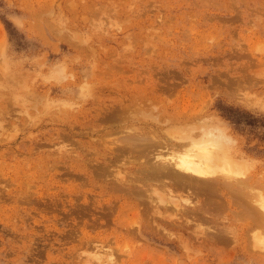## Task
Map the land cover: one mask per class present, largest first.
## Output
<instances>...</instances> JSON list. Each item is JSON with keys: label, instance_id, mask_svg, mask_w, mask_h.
Here are the masks:
<instances>
[{"label": "rangeland", "instance_id": "1", "mask_svg": "<svg viewBox=\"0 0 264 264\" xmlns=\"http://www.w3.org/2000/svg\"><path fill=\"white\" fill-rule=\"evenodd\" d=\"M130 98L124 130L91 121ZM263 104L264 0H0V264H264V215L237 196L179 190L176 208L144 156L109 160L130 133L166 155L209 124L264 198Z\"/></svg>", "mask_w": 264, "mask_h": 264}, {"label": "bare ground", "instance_id": "2", "mask_svg": "<svg viewBox=\"0 0 264 264\" xmlns=\"http://www.w3.org/2000/svg\"><path fill=\"white\" fill-rule=\"evenodd\" d=\"M119 63V62H118ZM112 66V65H111ZM109 67V66H108ZM107 68V67H106ZM117 68V67H116ZM121 69V68H120ZM123 69V68H122ZM121 69V70H122ZM103 71V70H102ZM109 71V70H108ZM124 71V70H123ZM105 72V71H103ZM109 76V75H108ZM142 80V79H141ZM148 81V80H147ZM96 82V81H95ZM137 82V81H136ZM99 87H102L103 90L104 89H107L109 90L110 87L108 85H105L103 83H99ZM134 97V96H133ZM144 97V96H143ZM142 97V98H143ZM93 98V97H92ZM154 98V97H153ZM128 99V98H127ZM133 98H130L129 100L125 101V99H119L117 101H115L114 104H111V105H108L107 107H104V108H101V106H97L96 107V110H95V113L91 116V121L94 122V121H99V123H103L101 125H104L105 122H112V124L114 123V128L115 129H118V128H125V127H128V125L126 124V120H127V116H129L127 113H130L129 111L133 110L135 105L137 106L138 102L140 101H137L136 102H133L132 101ZM137 99V97H136ZM148 99V98H146ZM146 99L144 98L146 104L148 103L147 101H149V103L152 104L151 101H154L152 99L149 98V100L146 101ZM143 100V101H144ZM136 101V100H135ZM145 102H142V103H145ZM148 103V104H149ZM147 104V105H148ZM150 105V104H149ZM148 105V106H149ZM264 105V104H263ZM139 107V106H138ZM141 107V106H140ZM139 107V108H140ZM145 107V106H144ZM151 107H153L151 105ZM136 108V107H135ZM158 108V105L157 107ZM155 108V110H156ZM144 108L142 107V110ZM149 109V108H148ZM160 109V108H159ZM141 110V109H140ZM139 110V111H140ZM162 110V109H161ZM76 111V110H75ZM135 111V110H133ZM138 111V110H137ZM145 112V111H144ZM154 112V111H153ZM161 112V111H160ZM133 114V113H132ZM143 114V113H141ZM127 115V116H125ZM131 115V114H130ZM146 115V113H145ZM155 115V114H154ZM144 116V115H143ZM184 116V115H183ZM131 117V116H130ZM147 117V116H145ZM188 118V117H186ZM28 119V118H27ZM130 119V118H129ZM151 119V118H150ZM89 119H87L88 121ZM179 120V119H178ZM188 120V119H187ZM27 121V120H26ZM154 121H158V120H155ZM160 121V120H159ZM172 121V120H171ZM86 122V121H85ZM84 122V123H85ZM106 123V124H107ZM193 123V122H192ZM191 123V124H192ZM201 123V122H200ZM145 126L148 124L145 123ZM155 124V123H154ZM154 124H151V126H153ZM185 124V123H184ZM194 124V123H193ZM192 124V125H193ZM86 125V124H85ZM90 125H92L93 127L95 126L94 123H91ZM187 127L185 128V132H184V135L181 137L180 141H183V143H179V144H176V143H173V144H170V150L171 152L169 154H162L161 153V150H155L156 148V145H157V141L154 140V137H151V136H148L149 138L151 137V139L149 140H144V142L142 143V140L140 141L139 140V136L138 137H135L134 135V138H133V135H131L132 139L134 140L135 139V142L137 141V143H142L145 145V142L148 144L147 147L144 149V150H138L136 149L138 146H136L135 142L133 143V140H131L130 135L126 136L124 138V140H122V142H124V144L126 143V145L123 144V146L119 147L118 146L116 147L117 149L114 148V146L112 145V150H116L117 153H113L112 151L110 153L111 157H110V161L114 162L115 160H120V157L123 155H129V156H126V157H130L133 160H135V158L139 159L137 160L138 162H140V157L141 156H144L145 157V161H142L139 163V169L137 170H140L139 174L138 175H142V177H140L139 180H157L156 182H159V181H163V180H170L171 181V184H169L168 186L170 187L169 189H166L167 190V194H169V200L168 198L165 200H168V202L170 201L171 204L174 205V207L179 205V203L175 202V201H171L173 200V197H175L176 195V192L179 190L181 191H187L188 190H194L193 192H195V194L197 195L198 193L197 192H202L204 193L203 195L205 196H212V195H216V194H222L221 196H227L228 197V201L231 203L232 200L230 199V196L233 195L234 198L235 196H237L239 199H240V203L241 205H243V207H245L248 212L250 213H255L258 218H260L261 216L264 215V198H262V196L258 195V194H254L252 192V185L251 183L247 180V178L245 179H242L240 178L238 175H237V172L239 171V169H236V167L238 168V163L235 162L234 160L237 161V159L233 158V159H226L225 157H222L219 155V152H220V149L223 147L222 145L224 143H226V141L228 142L229 141V138L228 136L229 135H226L225 132L222 130V129H215L214 127H208L209 124H207L208 126H204V127H200V131H196L195 129L198 128V126H190V124H186ZM195 125V124H194ZM196 125H199L196 124ZM202 125V124H201ZM211 125V124H210ZM98 125H96L97 127ZM105 126V125H104ZM182 126V125H181ZM200 126V125H199ZM89 127V126H88ZM113 127V126H112ZM135 127H138V126H135ZM185 127V126H184ZM183 127V128H184ZM91 128V127H90ZM134 128V126H133ZM96 129V128H94ZM112 129V128H110ZM136 129V128H134ZM124 130V129H123ZM126 130V129H125ZM127 130L129 131V129L127 128ZM131 130V129H130ZM198 130V129H197ZM92 131V130H91ZM121 131V130H120ZM115 132V131H114ZM117 134H118V131H116ZM115 132V134H116ZM127 132V131H126ZM84 132L83 130L81 129V132L79 133V135H82ZM111 133V132H110ZM122 133V132H121ZM120 133V135H121ZM179 133V132H178ZM186 133V134H185ZM62 138L65 137L66 140H67V137H75L74 135L76 134H72L71 132H66V133H63L62 132ZM78 134V133H77ZM114 134V135H115ZM116 134V135H117ZM126 134V133H125ZM180 134V133H179ZM178 134V135H179ZM112 135V134H111ZM110 135V136H111ZM113 135V136H114ZM136 135H139V134H136ZM109 136V137H110ZM184 136H186L184 138ZM101 137V136H100ZM103 137V136H102ZM108 137V139H109ZM119 137V136H118ZM124 137V136H123ZM129 139H128V138ZM175 137V136H174ZM111 138V137H110ZM127 138V139H126ZM153 138V140H152ZM173 138V137H172ZM95 139V138H94ZM114 139V138H113ZM123 139V138H122ZM141 139V138H140ZM183 139H185L186 141H184ZM65 140V139H64ZM96 140V139H95ZM103 140V139H102ZM125 140H128V142H125ZM151 140V141H150ZM231 140V138H230ZM71 141H74V140H71ZM78 141V139H77ZM99 141V140H98ZM109 141V140H108ZM149 141V142H148ZM178 141V140H177ZM68 142V140H67ZM132 143L134 145H132ZM159 143V142H158ZM73 144V143H71ZM76 144V143H75ZM142 144H141V147H142ZM160 145V143H159ZM166 145V144H165ZM103 146V145H101ZM111 146V144H110ZM161 146H162V143H161ZM164 146V145H163ZM108 147V146H107ZM111 148V147H110ZM163 148V147H162ZM66 150V148H64ZM143 149V148H142ZM64 150V152H65ZM68 150V149H67ZM73 150V149H72ZM110 150V149H109ZM75 151V150H74ZM155 151V152H154ZM162 151L164 152V150L162 149ZM167 151V149L165 150V152ZM92 153V152H91ZM127 153V154H126ZM220 153H223L222 151ZM99 154V153H98ZM137 155L134 159L132 158L133 155ZM224 155L225 152H224ZM227 156H229L227 154ZM65 155L62 154L60 159L61 160H64V162H66V159H65ZM121 157V159L123 160V158ZM125 157V158H126ZM168 157V158H167ZM143 158V157H142ZM232 158V157H231ZM238 158V157H237ZM129 159V158H128ZM125 160V159H124ZM140 160V161H139ZM168 160V161H167ZM233 160V161H232ZM240 160V159H239ZM75 161V159H74ZM136 161V162H137ZM241 161V160H240ZM92 162V161H91ZM121 162V161H120ZM103 165V163H102ZM107 165L108 164H104ZM239 166L240 165V162H239ZM65 168V167H64ZM105 168V166H104ZM100 169L101 171L99 172L100 175L98 176H101V173L102 174H105L106 175V171L109 169V167H107L106 169ZM112 168V167H111ZM114 168V167H113ZM242 168V167H241ZM240 168V169H241ZM66 169V168H65ZM106 171H104V170ZM136 169V168H135ZM116 170V169H115ZM114 170V171H115ZM119 170V169H118ZM117 170V172H114L115 174L118 173V175H120L119 171ZM96 171V170H95ZM109 171V170H108ZM68 172V170H67ZM71 172V171H70ZM94 172V171H93ZM97 172L98 170L96 171V175H97ZM113 172V170H112ZM65 173V172H64ZM69 173V172H68ZM123 173V172H121ZM240 173V171L238 172ZM94 174V173H93ZM62 175V174H61ZM74 175V174H72ZM95 175V174H94ZM95 175V176H96ZM129 175V174H128ZM240 175V174H239ZM116 176V175H115ZM134 176V175H133ZM129 176V178L133 177ZM106 177V176H104ZM248 177V176H247ZM250 177V176H249ZM112 178V177H111ZM116 178V177H115ZM119 178V176H118ZM127 178L128 180H131ZM134 178V177H133ZM136 178V176H135ZM142 178V179H141ZM123 179V178H122ZM138 180V181H139ZM106 181V179H105ZM122 181V180H121ZM137 181V179H136ZM137 181V182H138ZM143 183V181H142ZM147 183V182H146ZM161 183V182H160ZM159 183V184H160ZM164 183V182H163ZM162 183V184H163ZM120 184V183H119ZM118 184V185H119ZM134 184V183H133ZM158 184V183H157ZM168 184L167 183H164L163 185L160 184V186H164L166 188V185ZM135 185H137L135 183ZM135 185L133 187H135ZM140 185V184H139ZM143 185V184H142ZM150 185V184H148ZM153 185V184H152ZM159 186V187H160ZM111 187V186H110ZM121 187V186H120ZM123 187V186H122ZM121 187V189H122ZM147 187V185H146ZM145 187V188H146ZM150 187V186H149ZM144 188V189H145ZM161 188V187H160ZM119 189V190H121ZM149 189V188H147ZM155 189V190H154ZM151 187V190H153L152 192H155L156 191V188ZM164 189V188H163ZM163 189L161 188V190L163 191ZM196 189V190H195ZM118 190V189H117ZM118 190V191H119ZM123 190H125L123 188ZM122 190V191H123ZM150 190V191H151ZM169 190V191H168ZM139 191H140V188H139ZM147 191V190H146ZM126 193V192H125ZM127 193H129L130 195V191ZM126 193V194H127ZM138 194V192H136ZM165 193V192H164ZM183 193V192H182ZM123 194H124V191H123ZM131 194H132V190H131ZM140 194V192H139ZM159 194V193H158ZM200 194V193H199ZM128 195V196H129ZM162 198L159 199V201L162 199V201L165 202L164 197L168 196V195H164L163 193L159 194ZM158 195V196H159ZM164 195V197H163ZM214 195V196H215ZM213 196V197H214ZM218 196V195H217ZM171 197V198H170ZM197 197V196H196ZM184 199H186L184 197ZM188 199V198H187ZM219 199V198H218ZM233 199V198H232ZM137 200V199H136ZM158 200V199H157ZM208 200V199H207ZM209 201V200H208ZM207 201V202H208ZM211 201V200H210ZM215 201V200H214ZM167 202V203H168ZM173 202V203H172ZM204 202V201H202ZM201 202V203H202ZM194 205V204H193ZM181 207V206H179ZM223 208L225 206H222ZM175 209V211H177ZM202 208V207H200ZM204 208V207H203ZM173 209V210H174ZM213 209V208H212ZM217 207L215 209V212L217 211ZM220 209V208H219ZM245 209V210H246ZM87 210V209H86ZM192 210V209H191ZM208 209L204 208V211H207ZM214 211V210H213ZM255 211V212H254ZM180 213H182V216L185 214V210H180L179 211ZM195 212V211H194ZM193 212V213H194ZM198 212V211H197ZM204 213V212H203ZM208 213H211L210 210L208 211ZM207 213V214H208ZM217 213V212H216ZM197 213H194V214H191V215H196ZM200 214V213H199ZM213 213H211L212 215ZM190 215V214H189ZM199 217H203L200 216ZM188 219V217H186ZM191 219V218H190ZM194 219H191L189 221H193ZM183 221V220H182ZM185 221H187L185 219ZM174 222H172L173 224ZM181 223V222H180ZM262 223H263V220H262ZM264 224V223H263ZM264 228V227H263Z\"/></svg>", "mask_w": 264, "mask_h": 264}]
</instances>
